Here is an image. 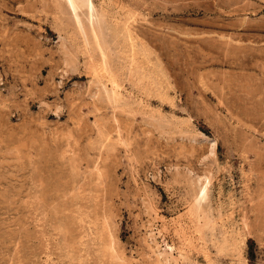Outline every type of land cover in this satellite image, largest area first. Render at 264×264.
Wrapping results in <instances>:
<instances>
[{
  "label": "rangeland",
  "instance_id": "374dc122",
  "mask_svg": "<svg viewBox=\"0 0 264 264\" xmlns=\"http://www.w3.org/2000/svg\"><path fill=\"white\" fill-rule=\"evenodd\" d=\"M75 1L0 0V264H264V0Z\"/></svg>",
  "mask_w": 264,
  "mask_h": 264
},
{
  "label": "bare ground",
  "instance_id": "6f19581e",
  "mask_svg": "<svg viewBox=\"0 0 264 264\" xmlns=\"http://www.w3.org/2000/svg\"><path fill=\"white\" fill-rule=\"evenodd\" d=\"M67 3H68V5L70 6V8H72V9H74V8H77L76 6H78L77 5V3H76V1L75 0H67ZM79 7V6H78ZM63 9V8H62ZM71 9V10H72ZM89 10V9H88ZM72 11H75V9L74 10H72ZM99 22V21H98ZM90 23V22H89ZM101 25V24H100ZM99 25V26H100ZM123 25V24H122ZM98 26V27H99ZM116 26V25H115ZM119 27V26H118ZM101 28V27H100ZM117 28V27H116ZM88 30V29H87ZM93 30V29H92ZM123 30V29H122ZM118 32H120V31H118ZM92 33V32H91ZM94 33V32H93ZM125 33V32H124ZM116 35V34H115ZM101 36V35H100ZM92 37H93V34H92ZM105 37V36H104ZM101 39V38H100ZM107 42V41H106ZM99 45V44H98ZM103 47V46H102ZM98 48V47H97ZM113 54V53H112ZM105 55V54H104ZM99 70V69H98ZM203 198V197H202ZM203 200V199H202Z\"/></svg>",
  "mask_w": 264,
  "mask_h": 264
}]
</instances>
